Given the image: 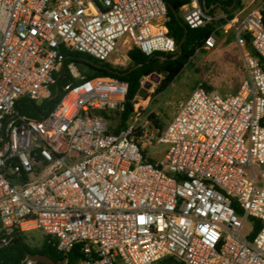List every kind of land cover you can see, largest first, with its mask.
Listing matches in <instances>:
<instances>
[{
  "label": "built area",
  "instance_id": "2783aa9c",
  "mask_svg": "<svg viewBox=\"0 0 264 264\" xmlns=\"http://www.w3.org/2000/svg\"><path fill=\"white\" fill-rule=\"evenodd\" d=\"M228 1L180 12L192 29L224 21L205 48L221 29L249 44L248 78L228 95L198 86L155 136L138 118L112 132L128 83L85 79L64 50L116 68L132 49L174 53L165 0H0V246L39 230L66 258L78 247L76 264H264V5L229 18ZM65 67L80 82L64 84L47 117L16 109L50 98ZM250 218L263 224L253 237Z\"/></svg>",
  "mask_w": 264,
  "mask_h": 264
},
{
  "label": "trees",
  "instance_id": "16d2710c",
  "mask_svg": "<svg viewBox=\"0 0 264 264\" xmlns=\"http://www.w3.org/2000/svg\"><path fill=\"white\" fill-rule=\"evenodd\" d=\"M168 8V22L167 28L169 35L174 38L177 49L174 53L167 54L157 52L152 56H147L138 49H132L128 55L131 59V64L125 68H116L111 64L91 57L88 54L64 50L66 65L73 62L81 68H85L87 71L83 72L85 79H90L96 76H109L116 78L120 81L127 82L129 85L128 97L125 104V110L120 114L119 126L114 129L115 132H119L128 126L131 118L135 114V101L142 89V80L152 73L165 74L166 79L164 85L172 82L183 70L186 64L194 57L196 52L203 48L207 38L214 32L216 27L224 21L208 23L203 27L192 29L184 22L183 17L180 15V7L189 0H165ZM206 5L218 3V0H205ZM235 0H229L222 3V10L231 18L234 12L239 6H242V0H237V5L233 10H229V7ZM173 10L178 13V16L185 27L188 30L186 39L182 45V53L178 55V45L185 35V27L181 25L180 20L175 16ZM219 34V31L216 32ZM251 50V46L247 45ZM251 53L256 55L252 50ZM260 63L264 69V61L260 59ZM68 78L71 82L79 83L80 80H74L70 75L67 68H63L56 74V83L52 87V94L50 98L38 103L31 99H22L17 103L16 109L26 116L36 118L38 120L47 117L55 106L60 102L64 96V85L62 84V78ZM155 117L154 115L151 119ZM153 121V120H152ZM153 123L162 128L157 121ZM264 125V118L262 120ZM239 214L243 215V212L239 210ZM252 223V232L250 237L255 236L258 231L263 227V224L254 218L249 219ZM26 232H16L14 239L6 246H0V264H24L26 259L33 254H45L49 256L53 261L58 264H76L81 257L79 248H74L68 255L64 256L57 248L52 244L50 238L46 236L41 249H33L27 243L24 242V234Z\"/></svg>",
  "mask_w": 264,
  "mask_h": 264
},
{
  "label": "rangeland",
  "instance_id": "374dc122",
  "mask_svg": "<svg viewBox=\"0 0 264 264\" xmlns=\"http://www.w3.org/2000/svg\"><path fill=\"white\" fill-rule=\"evenodd\" d=\"M248 1L250 0H243L242 2L245 4ZM260 1L262 2L261 6H263L264 0ZM241 9L242 6H239L236 12ZM212 13L219 14L221 12L215 10ZM180 15L182 16L181 12ZM251 51L248 46L241 47L236 42L235 34L231 31L225 32L224 29L219 30V34L216 36V46L211 49L203 47L198 50L172 82L164 85L166 75L156 72L144 79L142 89L136 97L134 104L138 115L134 114L130 122L138 118L137 123L139 125H145L155 136L160 135L171 121L179 105L187 100L198 86L222 95L236 93L242 83L248 78L243 53H251ZM128 66L120 68L125 69ZM77 69L81 76H83V72L87 71L78 65ZM153 115L155 117L151 119ZM109 118H111L113 125L117 123L119 126L120 115H111ZM152 120L157 121L162 128L156 126ZM118 126L113 127L112 132H115L114 129ZM137 139L140 144L145 147L147 146L145 152L149 154L152 160L160 162L164 159L165 151L163 147H154L153 142L156 139L152 142L153 147L152 145L150 147L148 139L141 137L140 132ZM251 227L252 223L247 219L245 222V233L251 230ZM23 236L24 242L33 249H41L46 238V235L39 230L26 232ZM28 259H26V262Z\"/></svg>",
  "mask_w": 264,
  "mask_h": 264
},
{
  "label": "water",
  "instance_id": "95a60500",
  "mask_svg": "<svg viewBox=\"0 0 264 264\" xmlns=\"http://www.w3.org/2000/svg\"><path fill=\"white\" fill-rule=\"evenodd\" d=\"M236 5H237V0H235L233 2V4L229 7V10H233L236 7ZM220 6L223 7V4L220 3ZM173 12H174L175 16L180 20V18L178 16V13L175 10H173ZM180 23H181L182 26L185 27L184 22H182L180 20ZM187 33H188V30L185 27V35H184V37L182 38V40L180 41V43L178 45V50H179L178 55H180L182 53V51H183L182 45H183V43H184V41L186 39ZM68 81H69V79L66 78V77L62 78V80H61V82H62L63 85L64 84H67ZM38 263H43V264H58L55 261H53L49 256H47L45 254H33V255H30L29 256V259H28V261H27L26 264H38Z\"/></svg>",
  "mask_w": 264,
  "mask_h": 264
},
{
  "label": "crops",
  "instance_id": "0c3cea01",
  "mask_svg": "<svg viewBox=\"0 0 264 264\" xmlns=\"http://www.w3.org/2000/svg\"><path fill=\"white\" fill-rule=\"evenodd\" d=\"M258 4H262V2L260 0H258V1L250 0V1H248V3H245V4L242 2V9L241 10H251L254 7H256Z\"/></svg>",
  "mask_w": 264,
  "mask_h": 264
},
{
  "label": "bare ground",
  "instance_id": "6f19581e",
  "mask_svg": "<svg viewBox=\"0 0 264 264\" xmlns=\"http://www.w3.org/2000/svg\"><path fill=\"white\" fill-rule=\"evenodd\" d=\"M27 263V262H26ZM26 263H24V264H26Z\"/></svg>",
  "mask_w": 264,
  "mask_h": 264
}]
</instances>
